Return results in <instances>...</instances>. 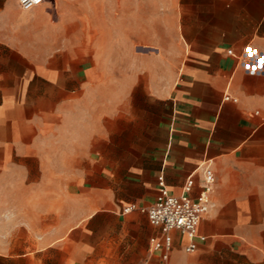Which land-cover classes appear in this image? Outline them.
Wrapping results in <instances>:
<instances>
[{"label":"crops","instance_id":"0c3cea01","mask_svg":"<svg viewBox=\"0 0 264 264\" xmlns=\"http://www.w3.org/2000/svg\"><path fill=\"white\" fill-rule=\"evenodd\" d=\"M206 166L164 261L140 208ZM0 264H264V0H0Z\"/></svg>","mask_w":264,"mask_h":264},{"label":"built area","instance_id":"2783aa9c","mask_svg":"<svg viewBox=\"0 0 264 264\" xmlns=\"http://www.w3.org/2000/svg\"><path fill=\"white\" fill-rule=\"evenodd\" d=\"M45 0H19L24 9H31L40 5ZM233 54V51H229ZM226 99L237 101V98L226 96ZM204 182L196 196L191 192L196 184L194 174L187 177L184 191L174 194L168 188L165 176L158 177V194L155 202L148 207L140 208L147 213L150 222L161 229V237H151V249L159 252L164 261H168L173 247L171 232L180 231L186 235L189 242L185 246L187 252H193L198 248V240H205L206 236L199 231L200 222L210 207V195L215 184V174L210 166L204 167ZM138 209L136 204H131L123 209L125 213Z\"/></svg>","mask_w":264,"mask_h":264}]
</instances>
